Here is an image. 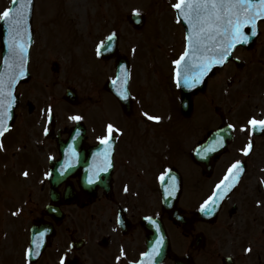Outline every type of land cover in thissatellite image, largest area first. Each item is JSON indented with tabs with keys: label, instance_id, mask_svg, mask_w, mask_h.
<instances>
[{
	"label": "rangeland",
	"instance_id": "374dc122",
	"mask_svg": "<svg viewBox=\"0 0 264 264\" xmlns=\"http://www.w3.org/2000/svg\"><path fill=\"white\" fill-rule=\"evenodd\" d=\"M3 0H0V8ZM7 1V0H6ZM41 0H35V10L36 15L39 2ZM44 1V0H43ZM105 9H106V20L107 27L105 28V34L110 33L111 30H115L118 23L121 22V29L118 33H121V46L120 51L129 58V53L136 47L135 53V66H134V82L133 84L141 83L145 76L148 78L145 81L146 87L152 85L151 82L157 83L158 79L164 80L166 71L171 66L173 59L177 54V49L173 44L175 39L173 31L179 29L178 32H175V35L180 38L182 31L180 28L171 20L173 16L172 11H170V5L173 3V0H170V3L165 2V0H104ZM6 3V2H5ZM52 7L56 10V7H64L68 17L73 16L77 21L82 22L84 20L85 14L88 13L91 16V12L96 11L99 7L98 0H52ZM5 7V6H4ZM48 7V6H47ZM138 10L139 13L144 14L145 20L147 19V24L144 25L140 30H134L127 22L126 16ZM35 15V13H34ZM35 15V16H36ZM159 20L163 21L165 29H168V25L171 26V31L169 33V39L167 41H162L159 39L162 30H159ZM170 21V22H169ZM93 27H98V20H93ZM161 28V27H160ZM104 34L101 32L91 40L87 42H93L97 37L101 38ZM97 38V39H98ZM159 39V40H158ZM158 40V41H157ZM43 39L41 37L37 38V42L32 51L31 56V67L33 68L31 81L27 82L25 85H22L18 89V93L28 98L33 104H36L38 107L54 104L57 112H60L61 115L67 113H73L79 111L78 109H90L93 105V100L90 102L87 101L86 95L96 99L98 97V85L104 76V72L107 69V73L112 75L111 62L108 61L103 68L98 66L99 64L90 61L89 54L84 51L78 55L81 63L77 65L74 64L75 55L71 53H64V57H58L60 61H51L55 56L51 55L49 60L44 61L40 60V46ZM148 41V42H147ZM156 41V42H154ZM154 42V43H153ZM162 43L167 45L165 48H161L158 44ZM163 46V45H162ZM160 47V48H159ZM62 45H58L52 50H62ZM154 53L156 55L155 65L153 69L147 68V63L152 58L154 59ZM67 56L69 57V62H67ZM103 65V63L101 64ZM105 67V68H104ZM89 71H92L93 76L89 77ZM89 80L95 84L93 90L89 86ZM139 82V83H138ZM69 86L75 87L77 89L78 97L83 103H79L77 110L70 109L69 106L62 102V96L64 90ZM140 87V86H139ZM150 87L147 88L149 90ZM148 94H144V98L147 99ZM101 112L98 113L99 119L101 120H114L117 119L118 113L115 111V106L113 103L109 102L107 97H104L100 100ZM153 105L152 102H149L140 107V109L152 111L147 106ZM140 109H135L132 116V120L142 121L141 116L144 115V111ZM61 110V111H59ZM96 106H92V111L95 112ZM24 112V111H23ZM141 113V116L140 114ZM155 113V111H153ZM37 117V116H36ZM36 117H28L23 113L19 114L16 128L21 134V138L26 141V143L31 146L32 144L36 145L35 153L39 154L41 157L45 156L44 152L47 151L50 146L45 142L40 141L42 138L40 136V127L34 126L38 121ZM28 125H27V124ZM140 128L143 125L139 126ZM37 128V129H36ZM139 128V129H140ZM144 131L145 137L149 138L150 132L147 128L142 129ZM149 144V143H143ZM28 155L26 164L30 165L33 168V171H36L37 174L40 172L39 159L35 156L33 151H25ZM16 180V182H14ZM23 177H18L12 179L8 177L3 180L2 185L4 187L5 195L17 194V196H22L24 187L21 184ZM16 184L15 186H12ZM29 187V197L31 202L28 206L30 209L36 210L38 207L42 206V200L37 198L40 196L38 194V188L34 187L33 181H25V186ZM26 186V187H27ZM33 195V198L31 194ZM17 203H19L18 198H9L6 199L2 195L0 190V252H3L7 257L14 263V258L17 257L20 264V257L22 254V239L25 237V222L24 217L28 213L27 211L21 212L17 218V222L13 223L12 219L15 220L10 214L12 209H16ZM14 211L13 213H15ZM12 213V214H13ZM28 217V215H27ZM174 241L177 239L173 237Z\"/></svg>",
	"mask_w": 264,
	"mask_h": 264
},
{
	"label": "snow or ice",
	"instance_id": "6c2138e0",
	"mask_svg": "<svg viewBox=\"0 0 264 264\" xmlns=\"http://www.w3.org/2000/svg\"><path fill=\"white\" fill-rule=\"evenodd\" d=\"M12 4H19V8H7L0 13V20L9 24L12 40L10 46L13 57L16 63L10 67V71L6 74H0V137L8 131V121L11 119V110L15 103L16 97L13 89L18 80L26 75L25 64L27 60V45L21 36V28L26 24L25 16L32 0H12ZM172 7L179 14L177 23L184 22L190 26V32L186 36V48L182 55L173 61L175 65L174 78L177 85L183 83L188 87H195L201 83L203 78L207 76L215 65L224 64L233 54V50L240 44H246L250 36L257 35L258 23L264 21V0H178ZM136 15H139L138 10H134ZM250 28V34L245 31ZM25 28V35H26ZM115 33L107 38L111 41L115 37ZM110 47L109 43L101 42L97 48L99 53L102 49ZM7 63V61H5ZM121 78L117 77L113 83L120 82ZM126 82V81H125ZM124 96V92L120 93ZM51 112V109H49ZM148 120L158 121L160 118L144 113ZM70 119L79 121L80 116H71ZM248 125L252 129H264V119L251 118ZM232 128V125H228ZM242 131L245 129H241ZM47 131V129L45 130ZM119 131L112 124L107 125L108 135L101 138V144L107 145L104 151L99 155L103 157L102 161L97 165L98 171H106L111 167L109 163L110 140L113 133ZM223 137L216 141V144H221ZM253 145L250 141L242 151L248 155ZM0 148H3V143L0 142ZM207 151H215V146H210ZM73 156L76 155L75 150L72 151ZM69 166H71L69 164ZM244 171L240 161H236L228 169V173L224 179L216 186L212 196L201 205V211H210L209 204L215 205L218 200L224 198L227 192L235 186L240 174ZM28 175L27 172L24 173ZM97 177V172L93 173V178ZM163 180V178H161ZM175 180V178H173ZM93 179L89 180L92 183ZM176 185L173 183L171 188H165L166 196L173 195ZM127 191V188H125ZM16 215V213H13ZM145 219L151 220L153 224L156 221L151 217ZM159 226L157 225V228ZM44 233H40L43 237ZM163 244L161 236L152 246L151 251L141 254L142 260L140 264H154V258L160 254V248ZM34 248H40L39 238L33 241ZM246 252H251L252 249L246 248ZM33 248L26 249V257H31ZM125 255L123 249L121 256ZM120 260V257H117ZM66 258H61V264H65Z\"/></svg>",
	"mask_w": 264,
	"mask_h": 264
},
{
	"label": "flooded vegetation",
	"instance_id": "af4514ba",
	"mask_svg": "<svg viewBox=\"0 0 264 264\" xmlns=\"http://www.w3.org/2000/svg\"><path fill=\"white\" fill-rule=\"evenodd\" d=\"M263 104H264V81H260V82L249 85L247 88V92H246V108L248 110V114L259 117L262 112ZM245 135L248 137V141L253 139L251 136V128L246 127ZM252 145L253 147L251 150V156L258 155L259 153H263L261 155L263 156L264 155V133L260 137L254 138ZM133 152L136 153L137 156H139V154L137 153V150H133L131 148V145L124 146V149L121 150L120 153L118 154H116V150H114L113 162L115 166L114 158L117 155L118 161H119V165H118L119 170L115 171L113 168L112 173H111L112 174L111 177L114 178L111 195L113 192L116 191V183H119L121 178L123 177H125V179L129 178L130 180H128L127 182H130L131 180H135V179L137 180L139 178L137 160ZM163 152H165L169 158H173L176 162H181L186 157L185 155L186 151L182 149H178V150L176 149L174 151L167 149V151H163ZM153 156H155V154H153ZM143 157H145V155H143ZM129 159H131V163L129 162ZM254 164H255L253 166L254 168L262 167L264 166V159L262 158L257 159L254 161ZM148 170H149L148 171L149 174L152 173L151 168H148ZM79 173H80V169H77L74 172L71 178L72 182L77 181ZM204 175H205L204 171L201 168H199L198 175H195L193 178V186L189 188L191 193L197 194V193L202 192L203 190L202 181H203ZM127 182H124V183H127ZM147 188L149 189L150 193L155 194V191H154L155 185L152 182L150 183V186ZM254 189L255 187H253V190ZM99 193L101 194V196H105V192L99 191L98 194ZM244 220H245V214L240 213L235 219V222L243 223ZM261 222H262L261 224H264V218H261ZM210 224L214 225V222H211ZM198 225L200 228L204 227L203 223H198ZM242 236H243V231L236 229L234 230V233L230 232L228 233V235L222 237V239H220L219 236L216 235L215 240H217L218 242L222 240L226 241L227 245L229 246L228 251L230 252V260L232 262L238 261V262H247L248 264H264V256L243 254L242 248L244 247L245 243L240 242V241L245 240V238H243ZM218 249L220 250L221 247L219 246ZM200 250H199V253H200ZM213 263L214 262H212L211 260L207 261L203 259L201 260V263L199 264H213Z\"/></svg>",
	"mask_w": 264,
	"mask_h": 264
},
{
	"label": "water",
	"instance_id": "95a60500",
	"mask_svg": "<svg viewBox=\"0 0 264 264\" xmlns=\"http://www.w3.org/2000/svg\"><path fill=\"white\" fill-rule=\"evenodd\" d=\"M15 7L16 8H19L20 5L19 4H16ZM3 26H5V24H2L1 27H0V36H1V39L3 38L4 33H5V30H4V27ZM187 26H188V29L190 30V26L189 25H187ZM10 42H11L10 40H7V39L4 40V45H5V47L7 46L6 52H5V61H7V63H5L6 65H3L0 68V74H6L9 71V69H8L7 66H9L11 63L14 62V57H13L12 49H11V46H10ZM8 48L11 49V50H8ZM10 51H11V53H10ZM214 67L217 68V65H215ZM201 87H200V85L197 86V88L196 87H192L190 89V91H184L183 94L184 95H188L190 92H192L191 90H193L194 88L201 89ZM183 89L186 90L185 87H183Z\"/></svg>",
	"mask_w": 264,
	"mask_h": 264
}]
</instances>
